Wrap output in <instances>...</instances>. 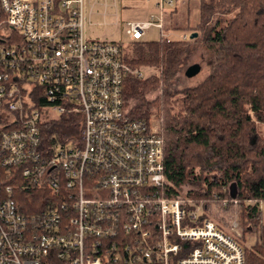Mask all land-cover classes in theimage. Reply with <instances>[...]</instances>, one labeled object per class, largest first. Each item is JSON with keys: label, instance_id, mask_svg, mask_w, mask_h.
Masks as SVG:
<instances>
[{"label": "built area", "instance_id": "2783aa9c", "mask_svg": "<svg viewBox=\"0 0 264 264\" xmlns=\"http://www.w3.org/2000/svg\"><path fill=\"white\" fill-rule=\"evenodd\" d=\"M179 1L128 22L129 42L162 33ZM98 3L0 0V264H246L237 220L224 231L163 194L161 129L128 105V77L143 72L119 43L85 36ZM70 114L79 138L44 149L42 124ZM31 188L52 193L44 208L20 202Z\"/></svg>", "mask_w": 264, "mask_h": 264}, {"label": "trees", "instance_id": "16d2710c", "mask_svg": "<svg viewBox=\"0 0 264 264\" xmlns=\"http://www.w3.org/2000/svg\"><path fill=\"white\" fill-rule=\"evenodd\" d=\"M198 2L196 38L132 41L129 52L119 43L132 68L155 71L145 78L128 77V98L134 102L131 115L149 120L153 107L159 109L167 182L163 194L182 197V189L188 187L186 197L202 205L204 217L210 218L207 209L214 205L226 214H237L246 264H264L260 206L264 202V136L259 131L264 124V0ZM198 43L212 57L211 73L196 86L175 89L177 75ZM156 91L161 95L150 100L148 95ZM81 123L80 114L43 123V148L79 138ZM51 194L31 188L20 193L19 199L26 209L37 210L44 208L43 199ZM215 222L227 230L225 220ZM249 233L258 234V240L246 247Z\"/></svg>", "mask_w": 264, "mask_h": 264}, {"label": "rangeland", "instance_id": "374dc122", "mask_svg": "<svg viewBox=\"0 0 264 264\" xmlns=\"http://www.w3.org/2000/svg\"><path fill=\"white\" fill-rule=\"evenodd\" d=\"M114 1L115 0H99V3L96 6V14H99H97L98 16H94L92 20H87L85 36L89 40L114 41L121 43L128 51L131 43L129 42L128 36L126 35L127 23L150 21L152 16L158 18L160 15V8L158 6L160 0H117V4L119 6L118 14H115V8L112 7ZM199 18L200 7L198 0L179 1L177 5V12L175 14H170V12H168V14H166L164 17L165 24L170 29H166L161 33L160 30L153 26L146 32L144 40L159 41L162 36H169L172 39H179L184 34L190 37L194 32L193 29L198 23ZM193 64L200 65L201 70L197 75L189 77L186 75V70ZM134 69L141 70L144 75L143 78L148 77L155 72L152 69ZM211 69L212 57L209 51L202 43L193 45L191 53L187 58V62L183 66V70L177 75L174 88L181 90L186 87L198 85L210 75ZM159 95H161V92L156 91L149 94L148 98L153 100ZM132 102V100H129L128 102L130 112L133 105ZM151 120L158 122L160 129L162 128L163 119L159 115L158 107H153ZM259 131L261 135L264 136V124L259 126ZM188 190V187L182 189V197H186ZM260 206L263 214L262 221L264 223V202H262ZM210 208L207 209L210 218L217 222H224L225 220L228 227L232 221L237 220L239 223V236L242 238V225L240 224V219L237 214L230 215L221 212L217 205H214ZM257 240L258 234L249 233L245 235L244 245L246 247L254 246L257 243Z\"/></svg>", "mask_w": 264, "mask_h": 264}, {"label": "water", "instance_id": "95a60500", "mask_svg": "<svg viewBox=\"0 0 264 264\" xmlns=\"http://www.w3.org/2000/svg\"><path fill=\"white\" fill-rule=\"evenodd\" d=\"M198 36V33L196 32H193L190 36L191 39H194ZM201 70V67L200 65L198 64H193L191 66H189L186 70V75L189 76V77H192V76H195L197 75ZM236 196V189L235 187H233V190H232V197H235Z\"/></svg>", "mask_w": 264, "mask_h": 264}, {"label": "crops", "instance_id": "0c3cea01", "mask_svg": "<svg viewBox=\"0 0 264 264\" xmlns=\"http://www.w3.org/2000/svg\"><path fill=\"white\" fill-rule=\"evenodd\" d=\"M97 14H99V13H97ZM97 14L94 12V14H92L91 16L88 15V16H89L88 20H92V18H93L94 16H98Z\"/></svg>", "mask_w": 264, "mask_h": 264}]
</instances>
